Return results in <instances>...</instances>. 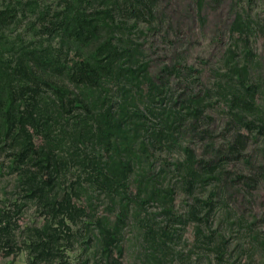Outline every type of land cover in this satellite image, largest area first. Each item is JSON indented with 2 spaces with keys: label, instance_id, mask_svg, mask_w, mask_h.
<instances>
[{
  "label": "trees",
  "instance_id": "trees-1",
  "mask_svg": "<svg viewBox=\"0 0 264 264\" xmlns=\"http://www.w3.org/2000/svg\"><path fill=\"white\" fill-rule=\"evenodd\" d=\"M50 1L55 5L48 0H0V149L10 148L8 170L17 173V186L54 216L69 213L74 218L85 210L76 203L74 194L97 184L109 194L115 191L130 198L127 180L132 175L136 187L147 196L143 202L172 197V187L150 186L156 177L147 172L144 160L153 165L148 159L152 151L144 156L138 150L147 152L165 144L173 148L179 130L171 116H178L180 111H167V116L152 108V100L165 92L166 83L154 79L148 62L141 65L137 48L125 34L131 20L144 18L154 32L166 36L169 27L160 0ZM207 1L224 0H197L201 7ZM234 3L227 26L233 39L228 48L232 79L218 82L216 88L232 118L249 126L255 124L249 112L264 121L257 112L262 106L258 94L264 83L253 71L251 58L255 53L250 43V34L259 29L260 21L239 0ZM24 16L30 17L27 28L12 36L11 26L19 24ZM240 49L244 57L239 56ZM189 112L199 114L200 107ZM151 113L158 116L155 121L150 120ZM233 141L237 145L242 139L229 143ZM183 149L186 154L173 165L181 173L184 188L192 191L205 174L194 151L188 145ZM137 166L142 168L133 174ZM4 167L0 159V171ZM69 172H75L76 177L66 188L62 182ZM84 175L89 185L83 183ZM129 204L128 200L121 204L116 221L107 215L98 218L97 230L89 236L96 246L93 263L87 258L81 264H125L121 260L122 240ZM169 205L164 206L166 211H171ZM189 212L198 215L194 205ZM204 218L208 220L209 214ZM61 220L64 223V216ZM9 225L0 223V245L9 244L8 238L2 243ZM166 225L136 226L134 243L143 264H170L172 233ZM59 229L48 222L34 229L30 244L36 259L55 255ZM210 237L204 233V241L212 242ZM215 245L222 258L228 252L226 240ZM231 264L241 262L235 259Z\"/></svg>",
  "mask_w": 264,
  "mask_h": 264
},
{
  "label": "rangeland",
  "instance_id": "rangeland-1",
  "mask_svg": "<svg viewBox=\"0 0 264 264\" xmlns=\"http://www.w3.org/2000/svg\"><path fill=\"white\" fill-rule=\"evenodd\" d=\"M239 1L260 21L259 29L250 34L255 53L251 63L256 77L262 78L264 83V0ZM234 2L207 1L201 7L197 0H160L169 27L166 36L163 32H154L144 18L138 22L131 20L125 30L132 47L137 48L141 65L148 62L154 79L166 83L165 92L152 100V108L167 116V111H180L178 116H171L179 130L173 148L165 144L147 152L138 150L144 156L152 151L148 159L153 160V165H147L148 160H144L147 172L149 170L156 177L150 186L172 187V197L143 202L142 198L147 196L136 187L137 180L132 174L127 180L130 198L115 191L109 194L97 184L91 186L84 175L83 183L89 185V189L74 194L76 203L85 207L84 212L77 213L75 218L69 213L54 216L34 197L26 196L22 186H17V173L8 170L10 148L0 149V159L5 162L0 171V211L3 213L0 223H10L7 234L3 232L2 243L7 238L10 240L9 244L0 245V264H81L87 258L93 263L96 246L89 236L97 230L96 221L105 215L116 221L121 204L127 200L130 204L124 222L121 257L125 264H143L137 258L135 229L136 226L144 228L148 223H166L171 229L169 241L172 240L171 253L175 255L169 254L170 264H231L235 259L241 264H264V125H261L264 121L250 112L249 119L254 118L255 124L248 126L232 118L216 88L218 82L224 84L232 79L228 48L233 39L227 26ZM27 19L30 17L24 16L19 24L12 25L9 33L14 36L25 31L29 24ZM30 30L33 33V28ZM238 53L244 55L241 49ZM158 75L159 78L155 77ZM253 79L258 83L257 78ZM262 85L258 94L262 106L257 112L264 118ZM117 93L112 91L114 95ZM195 107H200L199 114L189 112ZM149 116L154 121L158 118L152 113ZM238 138L242 139L239 144L229 143ZM186 145L196 154L200 171L205 174L192 191L184 188L181 173L173 165L177 158L186 154L183 149ZM141 168L137 166L133 174ZM72 170L76 171L74 166ZM75 174H67L63 187L71 186ZM167 204L171 211L164 209ZM193 205L198 215L189 212ZM208 214L206 220L204 217ZM47 222L61 228L57 231L59 248L52 258L40 260L36 259L30 241L34 229ZM204 233L211 234L212 242L204 241ZM223 239L228 252L219 258L215 242Z\"/></svg>",
  "mask_w": 264,
  "mask_h": 264
}]
</instances>
